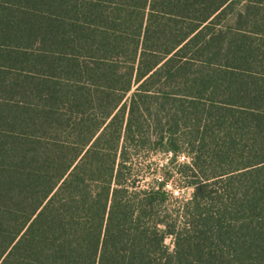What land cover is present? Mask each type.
Wrapping results in <instances>:
<instances>
[{"label":"trees","instance_id":"obj_1","mask_svg":"<svg viewBox=\"0 0 264 264\" xmlns=\"http://www.w3.org/2000/svg\"><path fill=\"white\" fill-rule=\"evenodd\" d=\"M0 264H264V0H0Z\"/></svg>","mask_w":264,"mask_h":264},{"label":"rangeland","instance_id":"obj_2","mask_svg":"<svg viewBox=\"0 0 264 264\" xmlns=\"http://www.w3.org/2000/svg\"><path fill=\"white\" fill-rule=\"evenodd\" d=\"M180 162H183L184 160L180 159ZM168 162V158L166 155H154L151 157L143 156L142 159L138 162V167L141 169L140 170V175H142V181L141 185L144 187H147L149 183L152 181V179L155 177V169H157V166L161 167L165 165ZM154 176V177H153ZM163 177L162 174L157 175V178L161 179ZM175 184V183H174ZM173 184V185H174ZM178 184V183H177ZM173 185H169L167 188L171 191H173L175 196L185 200L189 198L190 196V191L185 190V189H178L174 187ZM178 187L180 188L181 186L178 184Z\"/></svg>","mask_w":264,"mask_h":264},{"label":"built area","instance_id":"obj_3","mask_svg":"<svg viewBox=\"0 0 264 264\" xmlns=\"http://www.w3.org/2000/svg\"><path fill=\"white\" fill-rule=\"evenodd\" d=\"M182 160H184V159H182Z\"/></svg>","mask_w":264,"mask_h":264}]
</instances>
